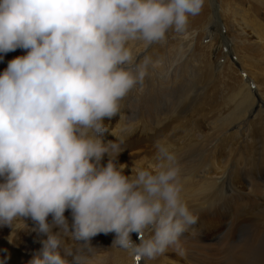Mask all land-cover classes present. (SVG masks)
Masks as SVG:
<instances>
[{
    "label": "clouds",
    "instance_id": "clouds-1",
    "mask_svg": "<svg viewBox=\"0 0 264 264\" xmlns=\"http://www.w3.org/2000/svg\"><path fill=\"white\" fill-rule=\"evenodd\" d=\"M203 5L0 0V59L17 48L27 53L0 73V225L30 217L46 234L28 264H93L91 240L99 233H115L111 246L151 260L178 245L195 223L168 147L158 141V162L125 175L119 145L103 134L105 120L120 113L121 101L148 75L151 60L138 61L135 43L163 42L170 29L187 38L190 17ZM63 235L87 251L62 249Z\"/></svg>",
    "mask_w": 264,
    "mask_h": 264
},
{
    "label": "rangeland",
    "instance_id": "rangeland-1",
    "mask_svg": "<svg viewBox=\"0 0 264 264\" xmlns=\"http://www.w3.org/2000/svg\"><path fill=\"white\" fill-rule=\"evenodd\" d=\"M257 1L259 0H218L217 18L215 24L210 25L208 20L214 14L213 0H204L200 14L190 17V35L187 38L170 29L163 42H154L147 46L143 42H136L134 45V53L139 62L145 56L151 60L148 75L142 87L138 85L121 101L120 113L111 120H105L107 128L117 134L112 140L119 145L121 152L117 163L126 166L124 174L134 176L137 170L154 166L158 162L157 142L164 144L162 141L166 140L164 135L167 133L172 135L167 144H174L175 140L181 142L185 133L190 135L193 142L198 141L199 137L210 141V146L206 148L208 170L199 175H191L186 171L190 164H195L196 157L191 162L184 159L183 155L174 153L171 146L165 145L174 154L178 167L185 169L179 175L183 186L181 197L195 217V223L188 227L178 245L170 246L163 254L151 259L154 264H213L222 250L220 245L205 249V243L211 241L209 237L214 241L213 235L221 232L235 239H241L244 235L250 236L248 230L242 231L240 228L245 225H254L260 234H264L262 186L251 187L254 192L250 191L245 195L238 208L230 206L233 222L227 231L223 225L227 218V209L223 208L224 196L217 194L213 198L216 202H207L206 196L200 195L194 201L184 190L187 186L198 190L206 187L211 177L225 171L228 175L223 179L231 188L240 192L248 190L244 179L245 170L251 171L249 176L264 179V113L255 117L264 100V56H261L264 52V41L257 44L253 42L258 41L257 38L249 36V42L242 43L233 25L237 18L234 10H237L244 20L241 18L247 33L251 34L256 30L263 34L261 25L258 24L264 23V6ZM244 83L249 85L250 90L260 100V105H256L255 112L248 113V117L247 107V111L244 108L245 111L240 115H234L236 109H242L240 92L245 89ZM251 83L256 86L253 88ZM149 85L155 87L154 92L147 90ZM154 102L155 105L158 104L157 109L152 107ZM262 109L264 110V106ZM247 118L254 122L250 125L246 122L240 131L235 132L238 130L235 122H245ZM157 122L176 124L179 131L168 129L161 134L155 125ZM131 125L136 128L133 129ZM108 159L105 154L101 163L106 165ZM258 171L263 175L253 173ZM226 193L230 197L232 189L227 188ZM64 215L71 226V210H66ZM48 220L51 222L52 217L49 216ZM36 228L37 225L30 217L23 218L15 226L0 225V258L8 257L7 264H28L42 248V241L47 238L46 234L39 233ZM52 231L58 232L60 229L54 227ZM150 235L151 230H146L143 234L144 238ZM114 238L115 233H99L92 238L91 244L96 246L92 249L95 253L93 264L150 263V260L137 259L129 252L124 253L123 249L111 246ZM132 239L139 243L137 233H132ZM86 247L88 246L68 235L62 236V249L70 248L75 251L81 248L85 251Z\"/></svg>",
    "mask_w": 264,
    "mask_h": 264
},
{
    "label": "bare ground",
    "instance_id": "bare-ground-1",
    "mask_svg": "<svg viewBox=\"0 0 264 264\" xmlns=\"http://www.w3.org/2000/svg\"><path fill=\"white\" fill-rule=\"evenodd\" d=\"M217 1L218 0H213V12H214V14L208 20V24H210V25L215 24V21H216L215 18H217L218 8H219ZM257 2H260V4L262 6H264V0H259ZM234 11H235L234 12L235 16L237 15V18L234 19V21H233L234 24L233 25L235 26V28L237 29V31H238V33L240 35V38H241L240 41L242 43H245V42L247 43V42H249L248 37L249 36H251V37L253 36V37L257 38V40H258V41L253 40V42H256L257 44L262 43V41H264V23L261 24V22H260V24H258L259 26L261 25L260 27H261V29L263 31V34H262V32L258 33L256 30H253L254 33L253 32L251 34L247 33L246 29H245L246 27L244 25V22H243L244 20H243L242 16L237 13L238 12L237 10H234ZM223 15H224V17L226 16L224 12H223ZM241 18H242L243 21H241ZM228 48H230V47L228 46ZM261 52H263V49H262ZM26 54H27L26 50L17 48L15 51L8 52L5 56H2V59H0V73H3V71L7 68L8 62L10 60L14 59L17 56H23V55H26ZM261 54H260L261 56H264V52L261 53ZM230 56L233 57V55L231 53H230ZM233 60L235 61L234 58H233ZM238 66H240V64ZM244 85H245V89L241 90V92H240V98H241L240 102H241V104H243L242 105V109H241V111H237V109H236L234 111V115H236V116L240 115L241 112L246 110L245 107H247L248 111L247 110L246 111H247V117H248V113H252L254 111V109L256 108L255 106L256 105H258V106L260 105V100L257 99L256 94L253 93L254 91L252 92V90H250V87H249L248 84L244 83ZM252 86L254 88L256 85L252 84ZM252 86H251V88H252ZM154 88H152L149 85L147 90H149L150 92H154ZM262 101H263L262 102L263 103L262 106H264V100H262ZM155 102H154V105H155ZM154 105H152V107L157 109L158 108V104L155 105V106ZM262 106L261 105L259 106L260 109L258 110V113L255 116L256 118L261 116V114L264 113V110L262 109ZM244 108H245V110H243ZM136 109H137V107H136ZM133 114H135V113H133ZM147 116H149V115L147 114ZM155 117H156V115H155ZM246 122H248L249 125H250L254 121H251L248 118H247V121H245V122L241 121V120H237V122H235V123L238 126V130L235 131V132L240 131L242 129L241 126L243 124H246ZM155 125H157V127L160 129V133L161 134L164 131H167L168 129H171L172 131H179V129H178L179 126L178 127L175 126L176 124L175 125H170V124H164V123L162 124L160 122H157ZM131 127L133 129L136 128L133 125H131ZM114 128H116V127H114ZM186 130H188V129H186ZM188 132H190V130L187 131V133ZM185 134H184L185 138H183L181 142L180 141L177 142L175 140L174 144H167L166 142L169 141L170 136H172L170 133L169 134L167 133V134L164 135L165 136L164 139H166V140H163L162 142L164 143V145H168L169 147L171 146V148L173 149L174 153H178V154L183 155L185 157L184 159H189V161L193 162V158L194 157L197 158L196 160L194 159L195 164H193V166H190L191 165L190 164L189 168H187L188 170H186V171H187L188 174L199 175L202 172L205 173L208 170V168H207L208 163H207V160H206V155H207L206 148L208 146H210V141L207 140L205 137H199L198 141L193 142L191 140L190 135H185ZM114 137H117L116 132L114 130H109V128H108V131H106L103 134L104 141H110ZM216 138L218 139V137H216ZM214 140H215V138H214ZM215 142H217V141H215ZM212 143L214 144V142H212ZM179 169H180V172H183L185 170V169H183L181 167H179ZM245 172H246V174L244 173V179L247 182L248 190H246L244 192H240V190H238L236 188H231L228 185V183H226L225 179H223V178H225L228 175V172H226V171L222 172L220 175H216V176L211 177L210 178L211 180L207 181V186L206 187H203V188L198 190V189H194L191 186H187V187L184 188V190L186 192V195H188L190 197V199H192L194 201L197 200L200 197V195H205L206 196V198H205L206 200L205 201H207V202H208V200L215 201V200H213V198H215L217 194H221L222 196H224L222 198V200L224 201L223 208L227 209V211H226L227 218L224 220L223 225H224V230L227 231L230 228L231 223L233 222V216L231 214V209L232 208H230V206H233L234 208H238V206L241 205V202L244 199V196L248 195L250 193V191L254 192V190L251 189V187L258 188V187L262 186V192H264V184H263L264 183V179L263 180L261 178L260 179L259 178L256 179L252 175L249 176L248 174H250V172H251L250 170H245ZM253 173H255L256 175H260V176L263 175V173H261L259 171L258 172H253ZM202 176H204V175H202ZM227 188L232 189V194H231L230 197H228V194L226 193V189ZM182 190H183V186H182ZM240 228H241L242 231L248 230L250 232V236H245L244 235L241 239L240 238L239 239H235V238H231L229 235H224L223 232H221L219 234L213 235L215 237L214 241L212 240V238L209 237V239H211V241L210 242L208 241V242L205 243V249L214 248L216 245H220L221 246V250H222L218 260L215 263H213V264H264V259H263L264 258V234H260L258 232V230L254 227V225L240 226ZM28 236H29V234L26 237H28ZM205 239H206V237L203 240H205ZM239 244H242V245L240 246ZM97 246L99 247V245H97ZM123 252L125 253V250ZM130 255H132V254H130ZM149 264H154V262H152L150 260ZM208 264H211V262L208 263Z\"/></svg>",
    "mask_w": 264,
    "mask_h": 264
},
{
    "label": "snow or ice",
    "instance_id": "snow-or-ice-1",
    "mask_svg": "<svg viewBox=\"0 0 264 264\" xmlns=\"http://www.w3.org/2000/svg\"><path fill=\"white\" fill-rule=\"evenodd\" d=\"M137 259H139V257H137Z\"/></svg>",
    "mask_w": 264,
    "mask_h": 264
}]
</instances>
